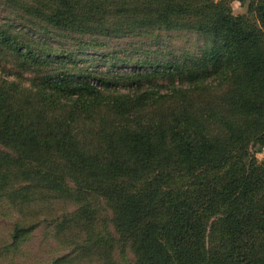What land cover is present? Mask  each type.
<instances>
[{
    "label": "trees",
    "instance_id": "16d2710c",
    "mask_svg": "<svg viewBox=\"0 0 264 264\" xmlns=\"http://www.w3.org/2000/svg\"><path fill=\"white\" fill-rule=\"evenodd\" d=\"M133 1L134 14L159 22L200 17L199 32L213 42L192 66L156 65L125 90L0 76V216H22L51 196L75 210L58 221L46 204L32 225L42 216L62 228L64 217L78 223L100 201L136 264H264V162L256 157L264 147V0H249L248 16L226 0ZM71 3L57 0L47 21L62 23ZM116 7L103 22L136 20ZM154 75L167 77L169 91H158ZM13 227L19 237L22 226Z\"/></svg>",
    "mask_w": 264,
    "mask_h": 264
},
{
    "label": "rangeland",
    "instance_id": "374dc122",
    "mask_svg": "<svg viewBox=\"0 0 264 264\" xmlns=\"http://www.w3.org/2000/svg\"><path fill=\"white\" fill-rule=\"evenodd\" d=\"M226 1L233 14L248 16L249 0ZM134 3L105 0L103 14V0H72L68 16L53 24L47 18L58 6L57 0H0V69L4 67L0 76L19 80L24 86L40 84L44 75L65 79L71 86L110 81L125 90L138 72L147 75L156 65L190 67L192 60L204 55L212 40L199 32L200 17H171L159 22L148 13L134 14ZM119 4L137 15L138 21L126 13L124 17L130 20L120 28L103 22L115 14ZM14 73L18 78L12 77ZM146 78L141 77L143 85L150 80ZM152 78L158 91H169L167 77ZM256 157L264 162V147L256 149ZM19 182L31 184L25 178ZM28 191L33 195L40 192ZM50 197L46 203L37 197L24 207L22 216L14 212L0 216V264H136L130 246L114 231L110 210L100 201L88 208L83 218H77L78 223L64 217L67 220L61 228L41 216L38 225H32L37 223V215L46 214V204L53 205L50 216L58 221L75 210L73 201ZM16 220L22 226L19 237L13 233Z\"/></svg>",
    "mask_w": 264,
    "mask_h": 264
}]
</instances>
